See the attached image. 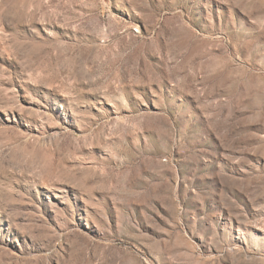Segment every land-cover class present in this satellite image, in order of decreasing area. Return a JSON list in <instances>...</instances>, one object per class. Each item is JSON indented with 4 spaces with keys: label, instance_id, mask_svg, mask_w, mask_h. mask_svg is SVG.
Here are the masks:
<instances>
[{
    "label": "rangeland",
    "instance_id": "1",
    "mask_svg": "<svg viewBox=\"0 0 264 264\" xmlns=\"http://www.w3.org/2000/svg\"><path fill=\"white\" fill-rule=\"evenodd\" d=\"M0 264H264V0H0Z\"/></svg>",
    "mask_w": 264,
    "mask_h": 264
}]
</instances>
